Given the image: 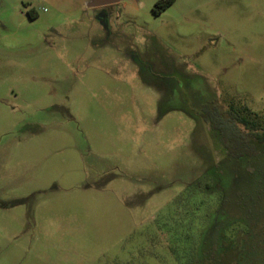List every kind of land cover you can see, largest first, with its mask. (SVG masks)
I'll use <instances>...</instances> for the list:
<instances>
[{
  "label": "rangeland",
  "instance_id": "1",
  "mask_svg": "<svg viewBox=\"0 0 264 264\" xmlns=\"http://www.w3.org/2000/svg\"><path fill=\"white\" fill-rule=\"evenodd\" d=\"M156 1L0 0V264H264V0Z\"/></svg>",
  "mask_w": 264,
  "mask_h": 264
},
{
  "label": "trees",
  "instance_id": "2",
  "mask_svg": "<svg viewBox=\"0 0 264 264\" xmlns=\"http://www.w3.org/2000/svg\"><path fill=\"white\" fill-rule=\"evenodd\" d=\"M171 2L172 0H157L155 11H161ZM217 117L221 119H216ZM201 118L208 137L224 148V155L233 146L231 137L238 139L234 146L248 156H259L264 151V114L250 110L244 103H229L220 116H209L206 113ZM178 237L182 240L181 236Z\"/></svg>",
  "mask_w": 264,
  "mask_h": 264
},
{
  "label": "water",
  "instance_id": "3",
  "mask_svg": "<svg viewBox=\"0 0 264 264\" xmlns=\"http://www.w3.org/2000/svg\"><path fill=\"white\" fill-rule=\"evenodd\" d=\"M120 0H87V7H101L119 2Z\"/></svg>",
  "mask_w": 264,
  "mask_h": 264
}]
</instances>
